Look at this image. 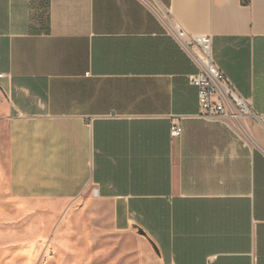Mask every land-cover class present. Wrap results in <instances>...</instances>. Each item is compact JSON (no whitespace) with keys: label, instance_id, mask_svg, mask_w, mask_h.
I'll list each match as a JSON object with an SVG mask.
<instances>
[{"label":"crops","instance_id":"obj_1","mask_svg":"<svg viewBox=\"0 0 264 264\" xmlns=\"http://www.w3.org/2000/svg\"><path fill=\"white\" fill-rule=\"evenodd\" d=\"M167 17L212 36L244 131L199 117ZM0 74L14 197L92 198L161 264H264V0H0Z\"/></svg>","mask_w":264,"mask_h":264},{"label":"rangeland","instance_id":"obj_2","mask_svg":"<svg viewBox=\"0 0 264 264\" xmlns=\"http://www.w3.org/2000/svg\"><path fill=\"white\" fill-rule=\"evenodd\" d=\"M7 141L0 123V264H161L145 238L115 230L106 206L92 198L14 197Z\"/></svg>","mask_w":264,"mask_h":264},{"label":"built area","instance_id":"obj_3","mask_svg":"<svg viewBox=\"0 0 264 264\" xmlns=\"http://www.w3.org/2000/svg\"><path fill=\"white\" fill-rule=\"evenodd\" d=\"M172 37L193 61L197 72L190 77L191 84L198 89L200 114L205 120L222 121L239 125L245 118H258L251 101L245 99L216 65L212 56L213 39L210 35L191 34L181 25L174 23L170 17L165 19ZM0 74V79L4 78ZM183 129L180 124L171 128L173 137H180Z\"/></svg>","mask_w":264,"mask_h":264}]
</instances>
